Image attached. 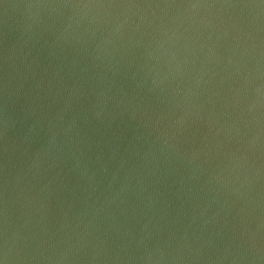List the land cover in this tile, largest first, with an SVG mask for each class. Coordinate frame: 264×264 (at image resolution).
<instances>
[{"label":"water","instance_id":"1","mask_svg":"<svg viewBox=\"0 0 264 264\" xmlns=\"http://www.w3.org/2000/svg\"><path fill=\"white\" fill-rule=\"evenodd\" d=\"M0 264H264V0H0Z\"/></svg>","mask_w":264,"mask_h":264}]
</instances>
